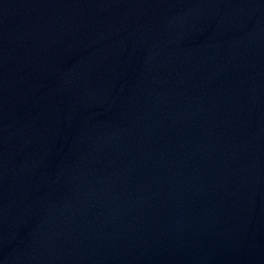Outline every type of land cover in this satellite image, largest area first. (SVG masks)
<instances>
[{"label":"water","instance_id":"1","mask_svg":"<svg viewBox=\"0 0 264 264\" xmlns=\"http://www.w3.org/2000/svg\"><path fill=\"white\" fill-rule=\"evenodd\" d=\"M0 264H264V0H0Z\"/></svg>","mask_w":264,"mask_h":264}]
</instances>
